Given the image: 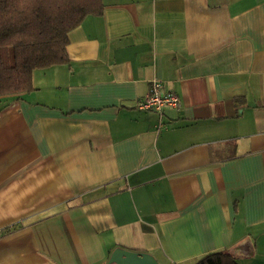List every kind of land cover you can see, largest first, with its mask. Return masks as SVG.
Masks as SVG:
<instances>
[{"label":"crops","instance_id":"obj_1","mask_svg":"<svg viewBox=\"0 0 264 264\" xmlns=\"http://www.w3.org/2000/svg\"><path fill=\"white\" fill-rule=\"evenodd\" d=\"M103 3L68 63L0 96V264H188L245 239L238 262L264 264V0ZM155 80L179 109L138 108Z\"/></svg>","mask_w":264,"mask_h":264},{"label":"trees","instance_id":"obj_2","mask_svg":"<svg viewBox=\"0 0 264 264\" xmlns=\"http://www.w3.org/2000/svg\"><path fill=\"white\" fill-rule=\"evenodd\" d=\"M104 9L103 0H0V96L32 91L35 70L68 63L69 33ZM239 257L226 248L188 264H240Z\"/></svg>","mask_w":264,"mask_h":264},{"label":"built area","instance_id":"obj_3","mask_svg":"<svg viewBox=\"0 0 264 264\" xmlns=\"http://www.w3.org/2000/svg\"><path fill=\"white\" fill-rule=\"evenodd\" d=\"M166 107L179 109L181 107V98L173 91L164 90L162 83L155 80V82L152 83L149 92L138 102V108L162 114ZM166 128L167 125L160 122L156 130L161 131Z\"/></svg>","mask_w":264,"mask_h":264},{"label":"water","instance_id":"obj_4","mask_svg":"<svg viewBox=\"0 0 264 264\" xmlns=\"http://www.w3.org/2000/svg\"><path fill=\"white\" fill-rule=\"evenodd\" d=\"M235 253L240 255H253L254 248L249 239H245L235 246ZM108 264H161L154 255L137 250L119 247L113 250Z\"/></svg>","mask_w":264,"mask_h":264}]
</instances>
